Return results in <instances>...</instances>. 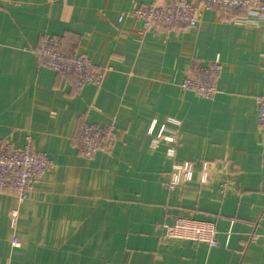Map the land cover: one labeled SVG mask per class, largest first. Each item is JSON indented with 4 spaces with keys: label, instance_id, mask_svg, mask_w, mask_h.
I'll use <instances>...</instances> for the list:
<instances>
[{
    "label": "crops",
    "instance_id": "obj_1",
    "mask_svg": "<svg viewBox=\"0 0 264 264\" xmlns=\"http://www.w3.org/2000/svg\"><path fill=\"white\" fill-rule=\"evenodd\" d=\"M153 1L0 0V145L31 143L56 165L16 223V196L0 192V264H264V18L211 9L197 30L142 34L131 12ZM45 34L109 67L103 83L79 92L42 66ZM217 57L214 99L182 88L194 59ZM111 123L113 152L83 158L81 127ZM170 133L175 144L151 146ZM175 163L194 172L171 191ZM179 217L214 223L218 246L165 239Z\"/></svg>",
    "mask_w": 264,
    "mask_h": 264
},
{
    "label": "built area",
    "instance_id": "obj_2",
    "mask_svg": "<svg viewBox=\"0 0 264 264\" xmlns=\"http://www.w3.org/2000/svg\"><path fill=\"white\" fill-rule=\"evenodd\" d=\"M162 3H161V2ZM217 9L230 17L238 10L247 12V16L264 18V2L261 0H154L131 12L142 23L140 33L153 31L157 26L172 28L176 32H186L199 28V15L206 10ZM246 18H240L243 20ZM237 20V19H236ZM39 63L57 74L71 80L77 91L87 86H100L108 73L109 67L97 69L81 49L74 54L64 50L62 39L49 34L41 37L35 49ZM223 73V64L217 57L213 61L203 62L194 59L187 70V77L182 83L185 91L193 92L201 98L214 99L218 94L217 82ZM259 122L264 129V93L258 97ZM115 123L105 127L85 124L81 127L77 139L79 154L86 159L98 153L110 155L116 143ZM162 142L176 143L174 133L152 140L151 146L158 148ZM169 157H175L176 148L168 149ZM55 163L47 154L37 151L31 143L19 149L11 143L0 145V192H12L17 199V206L10 211V219L16 223L20 216V205L29 199L37 181L47 172L55 169ZM208 163H204L202 175L207 173ZM194 172L192 163H175L172 175L167 183L173 191L186 183ZM164 238L168 240H187L218 246L214 223L179 217L173 224L165 225ZM12 246L19 247L20 241L13 237Z\"/></svg>",
    "mask_w": 264,
    "mask_h": 264
},
{
    "label": "trees",
    "instance_id": "obj_3",
    "mask_svg": "<svg viewBox=\"0 0 264 264\" xmlns=\"http://www.w3.org/2000/svg\"><path fill=\"white\" fill-rule=\"evenodd\" d=\"M237 13V14H236ZM221 14L223 15V17H225V18H230V19H240V18H245V17H243L244 15H247V12L246 11H244V10H238V11H236L235 13H234V15H232V16H230V17H228V16H226V15H224L222 12H221ZM237 16H240V17H237Z\"/></svg>",
    "mask_w": 264,
    "mask_h": 264
}]
</instances>
